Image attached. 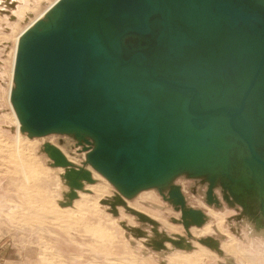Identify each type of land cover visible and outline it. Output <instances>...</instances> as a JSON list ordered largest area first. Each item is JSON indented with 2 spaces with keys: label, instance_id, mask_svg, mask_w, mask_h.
I'll list each match as a JSON object with an SVG mask.
<instances>
[{
  "label": "water",
  "instance_id": "obj_1",
  "mask_svg": "<svg viewBox=\"0 0 264 264\" xmlns=\"http://www.w3.org/2000/svg\"><path fill=\"white\" fill-rule=\"evenodd\" d=\"M15 83L23 130L91 136L126 195L232 149L264 181V0H60L22 35Z\"/></svg>",
  "mask_w": 264,
  "mask_h": 264
},
{
  "label": "rangeland",
  "instance_id": "obj_2",
  "mask_svg": "<svg viewBox=\"0 0 264 264\" xmlns=\"http://www.w3.org/2000/svg\"><path fill=\"white\" fill-rule=\"evenodd\" d=\"M55 1L0 0V264H264V181L247 151L126 195L89 163L91 136L18 129L15 48Z\"/></svg>",
  "mask_w": 264,
  "mask_h": 264
},
{
  "label": "bare ground",
  "instance_id": "obj_3",
  "mask_svg": "<svg viewBox=\"0 0 264 264\" xmlns=\"http://www.w3.org/2000/svg\"><path fill=\"white\" fill-rule=\"evenodd\" d=\"M60 0H57V1H55V3L53 4V6H55L58 2H59ZM52 6V5H51ZM40 17H38V18H36L34 21H33V23H31V25H29L22 33H21V36L20 37H22V35L27 31V30H29V29H31L34 25H36V23H38L39 22V19ZM20 43H21V40H19L18 41V43H17V45H16V48H15V54H14V62H15V64H16V60H17V55H18V52H19V47H20ZM14 64V65H15ZM15 113V112H14ZM16 115V114H15ZM20 118V117H19ZM18 118V116L16 115V119H17V121H18V129L20 130V127L23 125V123H22V121H21V119H19ZM17 132V131H16ZM166 182V181H165ZM164 182V183H165ZM163 183V184H164ZM161 185H162V183H160ZM159 186V185H158ZM47 203V202H46Z\"/></svg>",
  "mask_w": 264,
  "mask_h": 264
},
{
  "label": "crops",
  "instance_id": "obj_4",
  "mask_svg": "<svg viewBox=\"0 0 264 264\" xmlns=\"http://www.w3.org/2000/svg\"><path fill=\"white\" fill-rule=\"evenodd\" d=\"M229 248V247H228ZM228 250V249H227ZM231 250H232V248H231ZM254 261V260H253ZM253 261H250V263H248V264H251ZM249 262V261H248Z\"/></svg>",
  "mask_w": 264,
  "mask_h": 264
}]
</instances>
